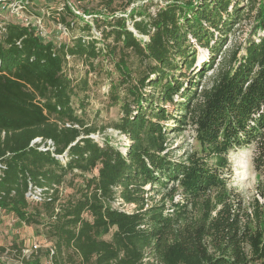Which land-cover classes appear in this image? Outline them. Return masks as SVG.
Instances as JSON below:
<instances>
[{
  "label": "trees",
  "instance_id": "obj_1",
  "mask_svg": "<svg viewBox=\"0 0 264 264\" xmlns=\"http://www.w3.org/2000/svg\"><path fill=\"white\" fill-rule=\"evenodd\" d=\"M130 3L119 14L113 0L83 9L93 18L83 30L99 37L68 43L3 25L0 210L41 229L53 264H264V0H173L154 13L127 12ZM51 13L69 30L83 19L67 3ZM243 20L249 36L228 46ZM68 58L91 72L111 65L108 104L121 112L111 127L129 140L124 153L90 137ZM186 127L199 149L173 159L169 134ZM47 140L53 150H39ZM250 146L258 179L246 201L229 156Z\"/></svg>",
  "mask_w": 264,
  "mask_h": 264
},
{
  "label": "rangeland",
  "instance_id": "obj_2",
  "mask_svg": "<svg viewBox=\"0 0 264 264\" xmlns=\"http://www.w3.org/2000/svg\"><path fill=\"white\" fill-rule=\"evenodd\" d=\"M36 1L41 3L45 0ZM126 1L127 0H113L112 7L117 9V14L121 13L119 9L126 4ZM171 1L173 0H131V3L127 6L126 10L129 12L133 7H140V9H143L146 12L154 13L158 7L164 6ZM105 2L106 0H68V4H70L74 13L83 19H74L75 24L72 29L69 30L68 36H62V34L58 33L57 28H55L54 25L56 19L52 21L45 19L46 34L40 36L41 39L45 42L54 41L55 43H68L71 36L88 38L93 35L99 37V31L93 26L91 33H87L83 30L82 27L84 26V23H91V20L93 19L91 16L84 15L83 9L95 12L100 11L103 9L102 5ZM64 3L65 2L62 0L50 2V11L53 12ZM6 19L8 21H15L14 18L9 16H7ZM70 20V18L67 19V21ZM127 24L129 27L131 26L129 20ZM251 25L252 20H243L238 27V30L235 32V35L230 37V41L227 42V45L231 46L234 43L235 45H243L244 40L250 34L252 28ZM223 48H225V46ZM196 54L197 63H201L207 57V52L198 46L196 47ZM214 62L213 69L216 68L218 58H215ZM99 65L100 66L96 71L91 72L88 67H85L78 60L72 58L67 59L64 73H66L67 76L72 79L73 83L79 87L75 90L77 96L73 99V106L77 109V113L79 114V103L81 100L83 101L84 114H82V116L87 124L93 125L97 129L94 134L90 135L92 139L100 145L104 139H107L115 148L124 153L129 144V140L111 127V125L121 117L120 108L112 107L108 104L107 92L109 91L111 80L115 81L117 76L113 73L108 60H102V63ZM210 74L211 72L205 74L206 78H203L201 84L208 82L207 77ZM83 81L86 82L87 87L80 90L84 87ZM165 107L169 112H172L174 109V106L170 104H166ZM170 125H172V123H170ZM168 148L172 154V158L179 159L188 150H198L199 145L194 139V132L186 127L181 131L169 134ZM252 150V146L238 149L232 152L229 156L233 171L232 187L236 188L240 196L246 201L253 196L258 179L252 167ZM113 205L124 210L132 209V206L128 205L122 207L119 206L118 203H114ZM34 241L40 242L41 246H43L37 253V258L45 263L48 260L46 246L49 245V242H47L41 235V229L34 226H27L20 222L13 214L0 210V257L7 253L6 257L13 260L11 254L15 253V251L11 249H24L26 254H28V252L32 250L31 245Z\"/></svg>",
  "mask_w": 264,
  "mask_h": 264
},
{
  "label": "built area",
  "instance_id": "obj_3",
  "mask_svg": "<svg viewBox=\"0 0 264 264\" xmlns=\"http://www.w3.org/2000/svg\"><path fill=\"white\" fill-rule=\"evenodd\" d=\"M53 0H45L39 3L36 0H0V32L4 31L3 25L5 23L13 22L21 27L27 28L34 32L37 36H44L46 34L45 19L49 21L53 20L52 13L50 11V2ZM68 4V0H62ZM64 5V4H63ZM63 5L58 10H62ZM70 5V4H68ZM73 10V9H72ZM1 15H5L4 17ZM7 16L14 18L15 21H8ZM55 28L59 34L62 36L69 35V29L64 26L58 19L55 22ZM40 139L37 138L32 141V145L35 143H40ZM41 151L53 150V143L50 140H47L45 144H42L39 148ZM5 169L3 164L0 162V175L1 171ZM41 191L35 187L30 186L27 196L31 197L32 200L38 201ZM41 243L34 241L31 245L32 250L26 254V251L23 249H11L15 253H12L11 259L4 256L0 257V264H33L32 261L34 258H37V253L42 248ZM48 260L44 264H53V248L46 246Z\"/></svg>",
  "mask_w": 264,
  "mask_h": 264
}]
</instances>
